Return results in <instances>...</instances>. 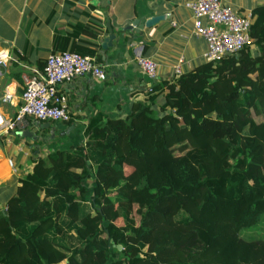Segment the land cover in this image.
<instances>
[{
  "label": "trees",
  "instance_id": "16d2710c",
  "mask_svg": "<svg viewBox=\"0 0 264 264\" xmlns=\"http://www.w3.org/2000/svg\"><path fill=\"white\" fill-rule=\"evenodd\" d=\"M250 35L156 79L125 116L98 112L69 149L25 145L0 264H264V2ZM59 37L52 52L100 59Z\"/></svg>",
  "mask_w": 264,
  "mask_h": 264
},
{
  "label": "crops",
  "instance_id": "0c3cea01",
  "mask_svg": "<svg viewBox=\"0 0 264 264\" xmlns=\"http://www.w3.org/2000/svg\"><path fill=\"white\" fill-rule=\"evenodd\" d=\"M93 1L0 0V49H9L15 57L0 75L3 114L15 115L28 79L35 69L44 67L58 36L61 45L67 48L90 45L97 49L100 59L95 57L105 71L103 78L84 74L59 84V90L69 97L70 121L33 118L22 131L28 137H22L21 130L12 131V142H8L6 136L0 137L6 149L0 148V177L11 174L4 181L13 179L17 173L12 172L8 160L14 158L18 164L24 153L19 150L20 146L32 144L45 151L69 149L84 141L89 120L98 112L125 116L134 97L146 91L149 85V78L137 63L138 54L158 63L157 79L175 75V64L180 57H184L186 69L205 60L207 42L195 33L193 11L184 4L185 0ZM224 2L247 13L264 0ZM155 15L163 16L152 26L137 31L139 24ZM107 18L111 20L116 37L105 49L101 41L108 31ZM135 19L138 24L128 28ZM101 23L105 25L102 29ZM7 91L14 95L13 102L2 99Z\"/></svg>",
  "mask_w": 264,
  "mask_h": 264
},
{
  "label": "built area",
  "instance_id": "2783aa9c",
  "mask_svg": "<svg viewBox=\"0 0 264 264\" xmlns=\"http://www.w3.org/2000/svg\"><path fill=\"white\" fill-rule=\"evenodd\" d=\"M194 16V31L203 36L207 42L205 60H220L226 55L238 54L251 43L250 26L252 11L241 13L224 0H185ZM9 49H0V75L9 63L14 60ZM137 63L149 78L148 89L153 86L158 76V63L152 58L138 54ZM184 57L175 64V76L186 70ZM104 67L96 57L73 50H58L49 53L42 69H35L22 91L21 102L14 116H7L0 110V137L6 136L12 142V131L25 128L30 119L39 121H69V97L59 90V84L70 82L75 77L90 74L97 78L104 77ZM14 95L7 91L2 99L13 102ZM22 146L19 150H23ZM8 164L17 172L14 158Z\"/></svg>",
  "mask_w": 264,
  "mask_h": 264
},
{
  "label": "water",
  "instance_id": "95a60500",
  "mask_svg": "<svg viewBox=\"0 0 264 264\" xmlns=\"http://www.w3.org/2000/svg\"><path fill=\"white\" fill-rule=\"evenodd\" d=\"M94 3L97 2V0L93 1ZM163 15H155L152 16L150 18H148L145 23L143 24H139V28L137 29V31H139L141 28L143 29L145 26L150 27L152 26L155 22L158 21V19H160ZM138 24L137 19H135L132 23H130L127 27L128 28H134L136 25ZM108 31L104 33L103 36V40L101 41L102 47L103 48H108L109 46H111L113 44V40L116 37V33L114 32V27L112 26L111 20L110 18H107V22H106ZM126 28V27H125ZM5 212V210H3ZM118 247L121 249L122 246L118 245Z\"/></svg>",
  "mask_w": 264,
  "mask_h": 264
},
{
  "label": "rangeland",
  "instance_id": "374dc122",
  "mask_svg": "<svg viewBox=\"0 0 264 264\" xmlns=\"http://www.w3.org/2000/svg\"><path fill=\"white\" fill-rule=\"evenodd\" d=\"M45 65V64H44ZM3 146V144H2V140H1V138H0V148ZM5 147H6V145H5ZM3 149H4V146H3ZM4 150H6V149H4ZM3 153H4V151H3ZM0 154H2V153H0ZM6 155V154H5ZM9 166V165H8ZM10 167V166H9ZM11 168V167H10ZM9 169V168H8ZM9 171V170H8ZM13 172V171H12ZM14 173V172H13ZM10 173H8V174H5V175H3L2 177H0V184L1 183H4L3 184V186H2V188H0V196H1V199L2 200H5L9 195H11L12 194V192L14 191V188H15V183H14V178L13 179H8V180H6V181H4V179H5V177H7V176H9L10 177Z\"/></svg>",
  "mask_w": 264,
  "mask_h": 264
}]
</instances>
